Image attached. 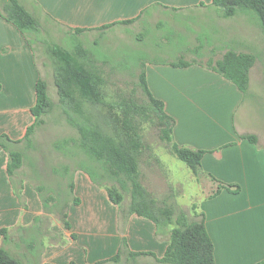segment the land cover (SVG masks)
I'll return each mask as SVG.
<instances>
[{"label":"crops","instance_id":"1","mask_svg":"<svg viewBox=\"0 0 264 264\" xmlns=\"http://www.w3.org/2000/svg\"><path fill=\"white\" fill-rule=\"evenodd\" d=\"M19 1L41 21L50 19L73 32L82 28L85 30L78 33L80 36L94 38L105 31L152 27L158 32L157 40H164L163 30L172 18L166 20L162 13L210 12L215 26L207 34L189 32V43L195 51L208 49L222 56L232 49L255 55L246 92L206 64L190 60L186 67H174L169 61L149 64L145 74L149 90L164 102L165 112L174 119V142L205 151L196 172L186 164L188 177L201 196L189 204H172L190 222L203 218L214 245L216 264H256L263 260L264 130H252L246 123H239L236 113L249 94L264 92V68L252 75L264 45L254 38L246 41L233 35L228 28L223 30L224 24L227 27L229 19L239 12L225 18L212 0ZM128 19L136 20L122 23ZM39 76L41 71L28 38L0 15V136L10 139L6 141L8 149L0 144V229L7 231V238L0 234V245L21 264H166L161 259L173 224L158 231L151 219L129 212V204H114L106 189L92 182L85 171L73 173L72 198H78L79 203L66 205L63 212L67 213L69 228L62 221L63 213L45 211L43 187L31 180L33 174L38 178L31 165L23 162L9 175L8 150H20L23 141H17L25 137L34 122L31 107L36 102ZM248 135H254L256 142L245 137ZM159 140L165 144L160 149L152 148L151 152L141 148L143 165L150 181L163 191L169 187L176 190L179 199L180 175L170 173L184 169L165 165L161 155L178 156L161 131ZM118 254L117 260H111Z\"/></svg>","mask_w":264,"mask_h":264},{"label":"rangeland","instance_id":"2","mask_svg":"<svg viewBox=\"0 0 264 264\" xmlns=\"http://www.w3.org/2000/svg\"><path fill=\"white\" fill-rule=\"evenodd\" d=\"M239 11L237 16L229 19L227 27L224 24L223 30L228 28L233 35L242 37L246 41L254 38L255 41H261L264 45L262 34L264 31L258 15L252 10ZM171 14L173 13L161 14L162 18L166 20H168L167 17L172 18L170 21L172 23L163 30L164 40H157L158 32L152 27H140V31L138 27H134L129 31L121 30L119 33L105 31L96 35L95 38L82 37L50 19L39 20L41 22L40 29L37 32L28 33L41 75L47 80L53 107L49 113L44 115V122L35 128L32 134V144L28 145L26 141H23L19 148L23 153L24 165H31L38 175V178L34 177V174L33 179L30 175L28 177L43 187L42 197L45 202V211L63 213L66 205L79 203V199L78 202L73 201L74 186L73 188L70 186L73 173L78 169L85 171L97 186L100 185L104 188L105 185L112 186L119 190L123 196L121 202L123 205H130L131 201L130 181L122 175H112L102 162L92 158L79 146V135L76 128L67 122L61 111L54 84V61L49 49L53 45H59L69 51L81 47L87 55L79 56V60L101 78L100 89L105 100H126L145 104L148 101L139 85L138 76L141 71L145 72L147 65L178 59L208 65L221 58L218 53H209L208 49L201 53L197 52L194 50L195 48H192L193 44L189 43V32L192 30L204 35L215 26L209 18L210 12L193 10L190 13ZM131 32L133 36L130 34ZM260 52L261 61L257 60L252 75L254 73L257 75L258 70L261 67L264 68V47L260 49ZM101 107L99 105L94 107L97 109V121L105 116L102 111L106 106L101 105ZM236 120L251 126L252 130H264V92L256 95L249 94L237 111ZM159 134L160 125L155 117H151L144 124L142 131L143 149L149 148L152 152V148L164 147V142L159 140ZM64 139L72 141L69 144H64L60 149L55 148V143L62 142ZM143 153L144 151L139 154L140 181L145 183L147 187L145 188L158 206L170 207L172 201L177 205H179L178 201L180 204H189L193 198L199 199L198 196L201 195L196 191L194 181L193 183L190 181L188 177L190 170L183 160L171 153L161 155L166 166L184 169L181 172L177 170L176 173H170L174 176L180 175L181 188L179 192L181 193L177 199L175 197L176 190L169 187L167 191H163L152 180L150 181L146 166L143 165L142 159L145 158ZM96 179L103 184H99ZM169 193L172 198L169 197ZM133 264L135 263L133 262Z\"/></svg>","mask_w":264,"mask_h":264},{"label":"trees","instance_id":"3","mask_svg":"<svg viewBox=\"0 0 264 264\" xmlns=\"http://www.w3.org/2000/svg\"><path fill=\"white\" fill-rule=\"evenodd\" d=\"M0 3V15L11 22L26 38L29 32H37L40 29L39 19L19 0H0ZM212 3L225 18L234 16L240 12L239 10H252L258 15L264 31V0H212ZM135 20L128 19L122 23L129 24ZM107 26L109 25L104 27ZM84 30L76 28L74 33ZM28 42L32 45L29 38ZM49 50L54 61V84L61 111L67 122L76 128L79 146L92 158L102 162L112 175H122L130 181L129 212L151 219L158 231L161 227L173 224L168 233L169 243L161 261L166 264H216L214 245L203 218L200 221L190 222L176 204L170 207L158 206L140 181L139 153L143 145L142 131L144 124L151 117L157 119L162 137L171 143L172 151L194 172L205 152L202 149L194 150L174 142L172 136L174 119L165 112L164 102L149 90L145 72H140L138 82L147 97V103L138 104L126 100L107 101L100 89L101 78L79 60V56L87 55L81 47L69 51L59 45H53ZM255 59L252 53L229 49L221 58L210 62L207 66L234 83L241 92H246L249 86V72ZM169 64L174 67H186L190 62L178 59L169 61ZM98 105L106 106L102 111L105 116L99 121L96 120L97 109H94ZM52 107L53 101L48 92V83L39 76L36 81V102L31 107L34 122L28 127L25 137L17 142L26 141L28 145L32 144L35 128L44 122V115L49 113ZM245 137L251 142H256L254 135ZM9 140L6 135L0 136V144L6 149H8L6 141ZM71 141L64 139L62 142H56L54 146L60 149ZM8 155L7 170L11 176L23 164V153L21 150H8ZM97 182L103 184L98 180ZM70 186L73 188L74 184L71 183ZM105 188L109 199L114 204L120 205L123 200L122 193L112 186L105 185ZM73 201L78 202V198H74ZM66 217L65 212L62 221L65 227L69 228L70 224ZM0 234L7 238L6 229H0ZM118 258L119 254L113 256L111 260ZM104 262L98 261L93 264ZM0 264H21V262L0 245ZM68 264L78 263L71 261ZM256 264H264V259Z\"/></svg>","mask_w":264,"mask_h":264}]
</instances>
